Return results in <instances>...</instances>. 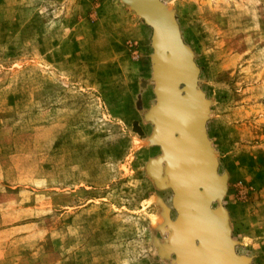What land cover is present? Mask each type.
Here are the masks:
<instances>
[{"label": "rangeland", "instance_id": "rangeland-1", "mask_svg": "<svg viewBox=\"0 0 264 264\" xmlns=\"http://www.w3.org/2000/svg\"><path fill=\"white\" fill-rule=\"evenodd\" d=\"M160 2L198 70L213 207L264 264V0ZM150 36L121 0H0V264H174Z\"/></svg>", "mask_w": 264, "mask_h": 264}, {"label": "water", "instance_id": "water-1", "mask_svg": "<svg viewBox=\"0 0 264 264\" xmlns=\"http://www.w3.org/2000/svg\"><path fill=\"white\" fill-rule=\"evenodd\" d=\"M121 1L151 29L155 101L147 118L153 119L154 133L161 135L158 145L175 212L174 220L166 223L170 233L165 253L174 256V264H250L229 242L225 211L212 206L221 199L225 180L209 157L201 106L199 112L204 98L196 88L198 70L191 53L174 19L158 15L159 0ZM159 162L160 158L150 160L146 166L154 177ZM161 187L165 186L159 180Z\"/></svg>", "mask_w": 264, "mask_h": 264}, {"label": "bare ground", "instance_id": "bare-ground-1", "mask_svg": "<svg viewBox=\"0 0 264 264\" xmlns=\"http://www.w3.org/2000/svg\"><path fill=\"white\" fill-rule=\"evenodd\" d=\"M123 2V1H122ZM159 2H160V0H159ZM126 4V3H125ZM127 5V4H126ZM128 6V5H127ZM129 7V6H128ZM130 8V7H129ZM131 9V8H130ZM134 12V11H133ZM135 13V12H134ZM157 13H158V15L159 16H163V17H166V18H168V19H170V16L168 15V12H167V9H165L164 8V6H163V4H161V2H160V5H159V7H158V10H157ZM136 14V13H135ZM137 15V14H136ZM138 16V15H137ZM139 17V16H138ZM183 43V42H182ZM152 65H153V63H152ZM153 73V72H152ZM200 106L202 107V115L204 114V101L203 102H200L199 103V112H200ZM150 121H153V119H151ZM157 133L155 134V136H156V139H157V141H158V137H160L161 138V135H160V133L158 132V131H156ZM209 154V153H208ZM209 157L210 158H212V156L209 154ZM160 158V162H161V160H162V157L160 156L159 157ZM164 162V161H163ZM158 165H159V163H158ZM164 171H165V169H164ZM165 173V172H164ZM153 174V173H152ZM151 174V175H152ZM157 174V176L156 177H154L153 175H152V177H154V178H156L157 179V177L159 176L158 174V172L156 173ZM219 176V175H218ZM161 181L163 182V185L165 186V187H161V188H166L167 187V184H168V180H167V177H166V174H165V178H163V179H161ZM213 206V205H212ZM225 228L227 229V227H226V224H225ZM168 245V244H167ZM166 246V245H165ZM165 248V247H164ZM164 251H166V249L164 250Z\"/></svg>", "mask_w": 264, "mask_h": 264}]
</instances>
